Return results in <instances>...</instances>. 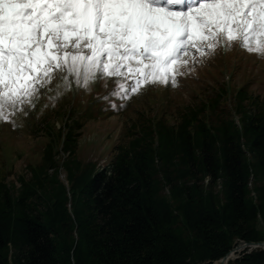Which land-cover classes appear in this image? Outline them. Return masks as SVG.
<instances>
[{
  "label": "trees",
  "instance_id": "16d2710c",
  "mask_svg": "<svg viewBox=\"0 0 264 264\" xmlns=\"http://www.w3.org/2000/svg\"><path fill=\"white\" fill-rule=\"evenodd\" d=\"M247 86L230 108L220 87L174 125L141 114L99 170L77 158L92 117L54 104L31 123L47 140L30 177L16 188L0 170V264H213L238 241H263L264 100ZM246 252L228 264H264V250Z\"/></svg>",
  "mask_w": 264,
  "mask_h": 264
},
{
  "label": "snow or ice",
  "instance_id": "6c2138e0",
  "mask_svg": "<svg viewBox=\"0 0 264 264\" xmlns=\"http://www.w3.org/2000/svg\"><path fill=\"white\" fill-rule=\"evenodd\" d=\"M233 42L264 55V0H0V124L20 127L11 115L37 106L56 71L77 84L82 77L89 91L98 72L134 76L136 93L143 84L175 85L189 55L195 62ZM117 87L125 84L103 99Z\"/></svg>",
  "mask_w": 264,
  "mask_h": 264
},
{
  "label": "rangeland",
  "instance_id": "374dc122",
  "mask_svg": "<svg viewBox=\"0 0 264 264\" xmlns=\"http://www.w3.org/2000/svg\"><path fill=\"white\" fill-rule=\"evenodd\" d=\"M188 58L190 62L182 66L178 74H174L175 85L171 79L167 84H143L136 93L130 87L135 81L134 76L118 81L115 77L107 78L98 72L96 79L100 83H96L89 91V87L83 86L82 77L81 83L77 84L74 75L56 71L51 83L41 89L45 94L44 98L33 100V105L37 106L25 105L11 115L10 122L19 121L20 127L14 130L9 124H0V170L3 164L6 165L5 168H12L6 181L18 188L17 178L23 176L28 179V166L40 163L47 136L43 131V122L36 128H31V123L40 122L41 118L51 113L50 108L55 105V109H61L62 106L64 110L74 107L82 116L92 117L83 118L81 135L77 142V158L82 162L93 163L99 170L110 163L117 146L127 144L130 132H137V129L131 130L136 128L141 114L154 117V122L162 118L167 124H177L183 109L206 101V97L215 94L222 86L228 91L224 102L227 108L232 104L231 94L246 85L250 94L264 100V55L257 57L255 53L245 51L238 42H233L230 47L219 45L212 54L198 57L195 62H192L190 55ZM65 77L73 83L71 90H68L69 84L66 86ZM119 82L125 84L124 91L117 87L115 94L107 100L103 99L111 92L112 85H118ZM91 83L95 81H90ZM73 88L77 89L75 95ZM59 92L61 97L57 95ZM118 105L125 107L120 108ZM24 109L31 114L26 115ZM237 118L233 116L234 121ZM46 121L59 127L58 117L48 118L44 122ZM59 172V180L68 189L64 170ZM204 183H207V179ZM218 189L219 186L216 187ZM162 193L167 196L168 188H164ZM238 243L239 241L236 245ZM246 249L249 250L244 247L235 252V255L239 257Z\"/></svg>",
  "mask_w": 264,
  "mask_h": 264
},
{
  "label": "water",
  "instance_id": "95a60500",
  "mask_svg": "<svg viewBox=\"0 0 264 264\" xmlns=\"http://www.w3.org/2000/svg\"><path fill=\"white\" fill-rule=\"evenodd\" d=\"M240 247H248L249 250L247 251V253H249L251 250L254 249H260V250H264V240L261 242H244V241H239V243L233 247L231 250H229L222 258H220L219 260L215 261L213 264H228L229 261L235 259L236 256L235 252L237 251V249H239Z\"/></svg>",
  "mask_w": 264,
  "mask_h": 264
},
{
  "label": "bare ground",
  "instance_id": "6f19581e",
  "mask_svg": "<svg viewBox=\"0 0 264 264\" xmlns=\"http://www.w3.org/2000/svg\"><path fill=\"white\" fill-rule=\"evenodd\" d=\"M242 248H244V247H240L239 249H237V251H236V252H238V250L240 251Z\"/></svg>",
  "mask_w": 264,
  "mask_h": 264
}]
</instances>
